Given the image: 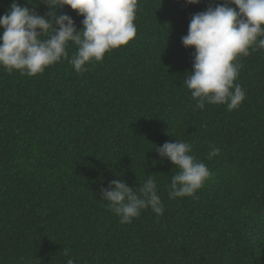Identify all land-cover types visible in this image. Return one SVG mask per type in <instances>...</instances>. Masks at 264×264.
<instances>
[{
  "label": "trees",
  "instance_id": "obj_1",
  "mask_svg": "<svg viewBox=\"0 0 264 264\" xmlns=\"http://www.w3.org/2000/svg\"><path fill=\"white\" fill-rule=\"evenodd\" d=\"M12 2L0 0V16ZM224 2L138 0L136 37L84 73L67 60L34 77L0 66V264H264V49L240 60L235 110L195 108L183 84L191 17ZM59 12L83 27L70 6ZM177 139L210 169L196 198L168 195L178 169L155 147ZM149 175L163 214L122 224L101 189Z\"/></svg>",
  "mask_w": 264,
  "mask_h": 264
},
{
  "label": "clouds",
  "instance_id": "obj_2",
  "mask_svg": "<svg viewBox=\"0 0 264 264\" xmlns=\"http://www.w3.org/2000/svg\"><path fill=\"white\" fill-rule=\"evenodd\" d=\"M201 0H186L199 4ZM49 11L39 14L34 8L13 0L9 11L0 16V66L9 73L19 71L29 77L43 74L62 60H67L77 73L88 71L87 65L103 62L112 50L127 45L137 35L135 24L138 0H41ZM65 5L84 17L78 29L74 18L60 13ZM236 5L237 7H232ZM183 45L194 47L192 70L184 80L196 101L195 108L206 104L226 105L237 109L246 99V91L236 83L242 57L264 49V0H225L211 4L205 11L192 15ZM76 46L69 57V45ZM161 159L170 160L178 169L172 175L170 198L192 197L210 177V169L191 154V144L176 140L156 145ZM213 146L209 158L218 156ZM107 206L119 216L122 224L138 218L151 209L157 217L165 210L158 194L157 182L151 175L134 189L127 181L113 179L101 189ZM64 255L69 257L65 250ZM66 264H76L69 257Z\"/></svg>",
  "mask_w": 264,
  "mask_h": 264
}]
</instances>
